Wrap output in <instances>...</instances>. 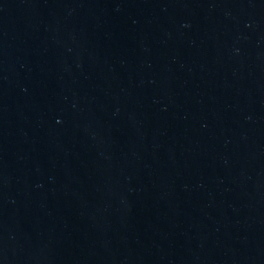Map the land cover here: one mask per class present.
<instances>
[{
  "label": "water",
  "instance_id": "95a60500",
  "mask_svg": "<svg viewBox=\"0 0 264 264\" xmlns=\"http://www.w3.org/2000/svg\"><path fill=\"white\" fill-rule=\"evenodd\" d=\"M0 264H264V0H0Z\"/></svg>",
  "mask_w": 264,
  "mask_h": 264
}]
</instances>
